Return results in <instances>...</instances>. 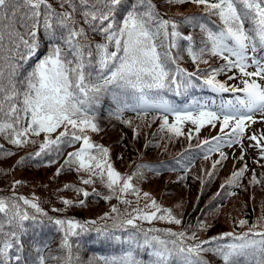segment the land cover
Masks as SVG:
<instances>
[{
  "label": "snow or ice",
  "instance_id": "6c2138e0",
  "mask_svg": "<svg viewBox=\"0 0 264 264\" xmlns=\"http://www.w3.org/2000/svg\"><path fill=\"white\" fill-rule=\"evenodd\" d=\"M56 3L58 7L51 0H0V137L19 148L36 144L33 137L43 135L38 150L21 157L17 167L45 159L46 166H51L64 156L65 148L80 143L79 148L67 152L55 175L65 170L84 172L87 176L80 177L82 184L93 185L98 180L109 190L105 200L115 196L130 205L132 202L124 198L129 193L139 200L140 190L133 178L142 177L146 168L159 173V167L140 164L131 175H122L110 163L109 149L91 139L89 133L103 131L99 108L105 95L115 104L109 117L129 126L132 120L123 118L125 112L144 119L155 111L162 121L160 131L177 137L184 135V122L195 125L197 133L205 124L216 127L219 122L222 135L202 141L207 146L205 151L239 143L243 160L246 122L255 123L257 113L264 120V85L255 79H264V55H258L264 53V0H164L166 5L192 3L203 7L201 14H179L178 18H165L154 0ZM185 26L199 30V42L193 33L182 31ZM91 34L99 35L101 41L91 39ZM184 54L196 65V71L181 66ZM206 57H219L224 63L213 67ZM33 59L35 64L26 70L25 65ZM201 64L208 67L201 68ZM250 67L255 71H248ZM233 70L245 77L241 80L243 87L217 79ZM235 78L228 76V80ZM197 88L234 95L227 100L221 97L219 103L193 97L184 104L165 95L187 96ZM169 115L175 118L171 124ZM138 127L134 129L136 135ZM247 138L256 142L252 146L261 149L264 159L260 139L255 134ZM13 154L0 144V157ZM220 157L213 169L227 158L224 152ZM246 171L245 164L232 172L221 188L238 187ZM21 183L14 181L13 189ZM261 183L264 179H258L253 171L249 184ZM69 188L84 199L61 197L65 207L52 211L84 208L90 195H100L95 188L89 192L64 185V189ZM143 198L149 201L144 208H133L134 214L125 219H119V209L112 206L111 213H117L116 217L104 213L98 219L78 220L74 216H50L35 194L28 198L13 191L0 196V264H48L49 259L57 264H84L79 253L90 233H95V243L118 246L120 254L93 257L88 264H97L98 259L103 264H209L205 258L209 252L220 257L223 264H264V229L257 230L264 223V208L246 231L199 240L195 231L141 228L137 220L182 223L149 193L144 192ZM109 219L111 224L107 223ZM101 220L105 223L99 224ZM238 223L244 226L248 221ZM48 227H54L61 236L56 255L41 238ZM196 227L205 230L210 225L198 220ZM226 237L230 239L225 243ZM140 252L148 259L140 258Z\"/></svg>",
  "mask_w": 264,
  "mask_h": 264
},
{
  "label": "trees",
  "instance_id": "16d2710c",
  "mask_svg": "<svg viewBox=\"0 0 264 264\" xmlns=\"http://www.w3.org/2000/svg\"><path fill=\"white\" fill-rule=\"evenodd\" d=\"M54 6L58 7L56 0H51ZM157 4L161 13L165 14V18L169 16L177 17L179 14H201L203 12L202 6H197L192 3H185L183 5H166L164 0H154ZM212 20H216L215 17ZM182 31L185 34L193 33L197 42L201 38L199 30H193L191 27H183ZM91 39L99 42L101 37L99 35L91 34ZM43 51V50H42ZM209 59V63L213 67H218L224 61L219 57H206ZM222 62V63H220ZM181 66L192 70L196 68V65L193 64L191 59L184 54L183 60L180 62ZM201 68H206L208 65H200ZM222 75V74H221ZM219 75L217 79L221 77ZM115 108V104L112 102L111 97L105 95L102 100V104L99 108V119L103 131L100 133H89L91 139L97 143L101 144L109 149L110 152V163L113 167L120 172L122 175H131L136 171L137 165L147 164L156 166L161 162H167L174 160L177 163L182 165L181 153L189 144L188 137L186 135H181L177 138H164L158 136V131L155 130L157 126V121L153 117H157L154 114L140 119L136 113L127 114L124 113V119H131L132 126L127 124L120 123L119 121L109 117V111ZM138 127L141 128L139 135L134 133V129ZM62 130V129H61ZM55 135V134H54ZM36 139V144H28L23 147H16L7 143L2 137H0V144H3L6 149L11 150L14 154L12 156L2 158L0 157V196H9L13 191L17 195H23L28 198H32L33 194L39 198L41 206L53 217H63V216H74L78 220H89V219H98L103 216L104 213H110L112 217H116L117 213H111L112 206H116L119 209V219L127 218L128 213L134 208V204L125 205L121 203L119 199L115 196L111 200H105L103 197L109 195V190L98 180L93 185H84L80 181V177H86L87 174L84 172L77 173L76 171H63L60 175H55L56 169L60 167L63 163L64 156L67 155V152L74 151L80 147V143H77L71 147L64 149V156L57 159V162L51 166H46L45 161H31L26 163L22 167H17L16 162L20 160L21 157H26L28 153H33L39 148V144L43 139V135L40 137H33ZM82 143V142H81ZM192 145V142L190 146ZM192 148V147H190ZM204 160L203 165L198 164V168L202 169L200 177L194 173L190 167H183V172L185 175L196 180L198 185L204 184H215L223 183L226 181L229 176H223L220 173L219 166L222 164L216 165V168L213 169L212 165L214 161L220 160L217 155H208ZM212 158V159H211ZM56 159V157H53ZM264 162L256 165L249 170V174L244 175L240 181H244L245 185L240 184L237 186H230L229 193H235V195H230L228 202H219L214 213H208L210 218L209 224L211 227L208 230L212 229V225L216 233H220L223 229L233 226L238 223L240 220H255L261 215L262 208H264V183L259 185L249 184V180L255 172L258 179H264ZM206 169V170H205ZM240 169V168H239ZM210 170L218 172L222 179L219 181L209 182L208 173ZM143 176L133 178V184L141 191L144 180L146 177L151 175H158L161 180L166 178L165 172L155 173L150 169H142ZM237 171V170H236ZM170 181L168 184L180 186L183 189L184 193V203L180 206L182 210H185L187 206H191L193 201L199 200L203 202V193L201 189L194 183L184 182L182 179H178L175 175L170 174ZM20 180L21 184L17 185L13 189L12 184L14 181ZM65 184L75 185L77 188H84L85 190L92 192V189L95 188L97 192L100 193L99 196L93 194L86 199V207H74L67 209L65 212H54L55 209H61L65 206L61 203V197L66 199H71L76 201L78 199H84L82 195H78L77 192L72 189H64ZM184 184V185H180ZM146 187L152 193L157 196H160L159 193L152 190L150 187ZM214 190L210 191V194ZM136 198L134 194H126L124 198ZM143 198L142 192H140V198ZM129 200V199H128ZM131 201V200H130ZM132 202V201H131ZM187 202V203H186ZM207 211V210H206ZM200 209L198 206L192 211V217L199 214ZM99 224H104L105 221H98ZM108 224L112 223V220L107 221ZM264 224V223H261ZM184 228L183 222L180 225L174 223L166 222L162 229H171L173 231H182ZM55 230L53 227H48L42 233V239L46 240L49 245V250L52 255L58 254V245L60 243V233L56 230L54 236H51L49 232ZM117 233H120L119 231ZM92 240V241H90ZM95 233H90L84 241L83 247L80 249V256L84 264H88V261L93 258L107 257L108 252L103 250L105 245H101L94 242ZM93 244L100 246V249L97 252L92 250ZM47 254V253H46ZM32 255H35L33 253ZM48 264H57L55 260L49 259ZM97 264H103L102 260H97Z\"/></svg>",
  "mask_w": 264,
  "mask_h": 264
},
{
  "label": "rangeland",
  "instance_id": "374dc122",
  "mask_svg": "<svg viewBox=\"0 0 264 264\" xmlns=\"http://www.w3.org/2000/svg\"><path fill=\"white\" fill-rule=\"evenodd\" d=\"M251 63V61H249ZM248 71H255V68H249ZM240 75V74H239ZM245 79V77H242ZM260 79V78H255ZM264 81V79H262ZM264 83V82H263ZM255 123L252 122H246L248 126L245 128V136L242 141V143H245L248 147L246 150L250 152L249 150L253 148L252 145H254V141L248 139L247 137L251 136V131L254 130L256 127L261 126L264 123V120L260 118V114H255ZM214 129H208V133H213ZM234 148H231V152L234 153L238 151V153L241 151V145L239 143L235 144L233 146ZM147 186L150 187L152 190L156 191L157 193L162 196V199L166 203H172L174 206L178 207L181 206L184 203V193L183 189L176 185H169L168 181L161 180L160 178H150L147 182Z\"/></svg>",
  "mask_w": 264,
  "mask_h": 264
}]
</instances>
